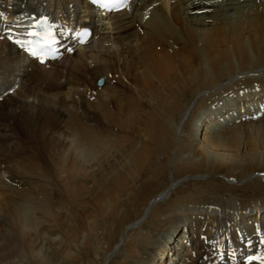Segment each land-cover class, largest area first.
Wrapping results in <instances>:
<instances>
[{
    "label": "bare ground",
    "instance_id": "bare-ground-1",
    "mask_svg": "<svg viewBox=\"0 0 264 264\" xmlns=\"http://www.w3.org/2000/svg\"><path fill=\"white\" fill-rule=\"evenodd\" d=\"M140 1L143 6H137L130 16L124 13L110 16L106 20L102 18V22L106 23L103 24L104 27L101 26L95 32L91 45L82 47L73 56L64 58L54 70L40 72L8 43L6 38L1 40L2 36H6L10 19L16 15L20 20L18 23L25 26L28 18L26 13L32 16L33 14H50V11H53L60 15L59 18L65 14L73 16L78 10L79 0H0V51H2L0 60L4 62H0L2 65L0 73L4 74L0 81V88H4L5 92L10 86L12 87L13 85L9 83L18 71H22L23 81L32 75L41 81V79L53 75H55L53 78L57 79L56 70L60 68L68 69L69 73L85 72L83 69L86 65L99 69L101 74L116 72L117 77L114 76V78L118 86L120 83H125V71L127 70L130 73L134 72L130 74L133 77H135L134 74H137L145 79L147 86H151L152 82L155 83L156 75L161 84V90L166 92L159 93L155 91L159 90L155 85L151 86L153 95L152 100L149 101L156 102L155 117L146 120L143 125L134 123L137 113L131 112V109H135L134 105L141 106L142 101L135 103L133 98L125 103L120 102L121 114L129 119L121 117L119 119L120 126L123 129L128 128L130 134L134 135L138 132L142 133L144 137L134 141L135 145L122 156V158H127L129 155H133L132 173L122 169H118L121 171L115 173L111 169L112 166L114 167L111 162L105 166L100 182L107 184V191L112 192L113 188L117 190L125 185L123 192H127L130 187L128 184L130 176L133 173L137 178L144 179V190L147 187L152 188L165 179V173L170 163L178 175L194 177L217 174L223 170L226 171L228 177L241 176L243 180L247 177L252 179L257 172H264V110L260 109L258 113L253 114L250 111L251 105L254 107L257 103L256 97L262 100L264 98V89L254 92L255 86L264 87V0ZM149 8L151 16L145 21L139 11ZM201 9H208L210 12L200 16L193 15L194 11ZM86 12L92 13L93 16L90 9H87ZM76 17L79 22V16L76 15ZM210 21L215 23L211 24ZM136 24L143 27V34L139 33ZM110 43H112L111 47H105ZM130 59L132 61H128ZM144 64H146L147 70L149 69L148 73L146 70H142ZM87 77L85 79H88ZM141 78L139 79L141 80ZM174 78L177 82H173ZM223 78H227L229 82L224 83L225 79L223 80ZM18 79L21 84V78ZM107 80V84L100 91H112L109 90L111 82L108 78ZM26 88L28 87L26 86ZM148 88L150 89V87ZM134 90L135 87L133 93ZM239 90L245 91H243V95H239ZM129 91L131 90L129 89ZM188 92L200 94V96L190 114V120L181 126V134L173 142L170 138L171 135L177 136L175 135L177 115L181 113L185 105L183 99L186 100L187 97L184 96ZM109 93L111 94V92ZM120 93L121 91L116 90L111 95L107 94L105 100H102L106 114L109 111L108 101L113 98L120 100ZM155 93L157 94L155 95ZM39 95L40 93L35 89L28 97L34 99ZM224 97H227L226 104L211 108V104H216ZM96 107L97 105H95V110L98 111V107ZM125 109L127 110L124 111ZM130 114L131 118H129ZM249 114H252L253 117ZM241 117H246V119L241 121ZM205 123L208 124V128L202 132L200 127ZM138 133L137 135H139ZM75 137L71 144L75 151L74 160L77 159V163H79L77 170L94 168L89 164V160L85 159L88 156L95 157V153L100 147L98 141L100 138L89 131L83 133L78 131ZM252 145L255 146V149ZM84 148L88 152L86 155L83 153V156L79 150ZM241 149L243 152L238 154ZM151 183L154 184L148 186ZM197 184L208 189L215 187V184L211 185L206 181L197 182ZM175 185L155 199H151L147 203V209L163 202L166 196L172 194ZM240 187L230 185L228 187L230 195L225 197L224 194H221L214 201L213 207L220 210L211 212L209 211L210 207L203 204L207 198L205 194L183 196L178 200L175 199L174 202L171 201L170 209L166 211H170V217L165 220L169 223L160 233V235L166 233V240H158L156 243L155 250L158 249L159 252L154 256V260L155 258L166 259L168 254L174 250L178 254L172 264H212L211 261L204 259L207 246L211 243L205 245L202 235L207 236H204L206 241L209 239L220 240L222 238L219 232L220 225L229 221L237 223V215H232V212L236 210L242 213L240 219L244 221L242 222L243 226L238 229L239 232L246 231L250 221L257 220L258 215H261L260 220L264 222V197L254 200L240 199L239 194L238 197H235V193L243 191L245 188L257 190L258 194L264 195L262 193L264 181L254 178L246 186L240 185ZM146 193L147 191H143L142 195L145 196ZM160 197V201H157ZM30 205L25 206L19 215L20 221L28 227L35 222V215L41 219L46 213L43 212L45 209L41 207L40 210L34 202ZM159 212L162 213L165 210ZM181 221H184L183 229L187 235L180 241L172 236L176 227L181 225ZM231 227L236 235V226L233 224ZM251 227L254 226L251 225ZM189 234L190 237H188ZM144 236L140 238L139 242L138 239L135 240L129 249L132 257L139 256L137 244H141L142 247L148 244V239ZM151 257L153 258V256ZM151 257L149 258V255L145 258L142 257L141 264H150ZM158 264L162 263L158 261Z\"/></svg>",
    "mask_w": 264,
    "mask_h": 264
},
{
    "label": "rangeland",
    "instance_id": "rangeland-1",
    "mask_svg": "<svg viewBox=\"0 0 264 264\" xmlns=\"http://www.w3.org/2000/svg\"><path fill=\"white\" fill-rule=\"evenodd\" d=\"M84 68L85 72H79L84 75L83 77L78 72L69 73L68 69L60 68L59 74L56 70L57 79L53 78L55 76L53 75L41 81L33 75L23 81L22 71H18L9 84L13 85V78L20 77V88L12 97V102L0 104V264H141L143 258L148 255L149 258L153 256L150 264H158V261L162 264H172L178 254L174 250L166 259L154 260V256L159 252L158 249L155 250L156 243L167 236L166 233L163 235L160 233L169 223L165 220L170 217V211H166L170 209L171 201L201 193L207 196L203 204L211 207L215 205L214 201L219 195L224 194L225 197L230 195L228 187L232 184L241 188L240 185L246 186L254 178L264 181L260 176L263 172H257L252 179L247 177L243 180L241 176L228 177L223 170L217 174L194 177L178 175L170 163L165 179L152 188L147 187L144 190V179L137 178L133 173L127 192H123L125 185L121 189L113 188L112 192L107 191V184L100 182L105 166L111 162L114 165L111 169L115 173L121 171L118 169L131 172L133 155L127 158L122 156L135 145L134 141L143 136L138 132L130 134L128 128L123 129L120 126L121 117L128 119L121 114L120 102L125 103L133 98L135 103L142 101L140 103L142 105H134L135 109H131V112L137 113V118H134L133 122L143 125L146 120L155 117L156 102L149 101L153 95L151 86L155 85L159 89L155 91L159 93L164 94L166 91L161 90L156 75L155 83L147 86L145 79L137 74L133 77L130 74L134 72L130 73L127 70L125 83L118 86L114 78L117 77L116 72H112L114 75L111 72L101 74L99 69H94L91 65ZM142 70L148 73L146 64L142 66ZM122 74L124 75V72ZM101 75L109 80L112 78L109 81L111 82L109 90L112 91L103 92L100 91L101 88L96 90L94 83ZM3 77L4 74L0 73V81ZM86 77L88 79H85ZM176 79L173 82H177ZM223 80L224 83L229 82L227 78ZM35 89L40 95L34 99L29 98V94ZM116 90L121 91L119 94L121 99L119 97L120 100L115 98L109 100V111L106 114L102 100ZM199 96L200 94L193 92H188L184 96L187 97L186 100L183 99L185 105L177 115L178 127L175 126L177 136L171 135V141L179 138L180 128L190 120V114ZM256 99L260 101V98ZM224 102L222 99L216 104H211V108L214 109L216 105L220 106ZM95 105L98 111L95 110ZM200 128L205 132L208 124H202ZM78 131L81 133L89 131L100 138L98 139L100 147L95 157L88 156L85 159L89 160V164L94 168L77 170L79 163L77 159L74 160L75 151L71 142L75 140ZM252 146L255 149V146ZM79 152L84 156L88 150L84 148ZM242 152L241 149L238 154ZM74 171L76 172L73 173ZM203 181L211 185L213 183L215 187L208 189L197 184ZM173 183L176 185L172 194L166 196L163 202L153 204L154 207L150 206L147 209V203L173 187ZM143 191H147L145 196L142 195ZM238 194L240 199L254 200L264 197L258 194L257 190L246 188L235 193V197H238ZM31 201L37 204L40 210L41 207L45 209L43 212L46 213L41 216L42 220L35 215V222L28 227L20 221L19 215L25 206L32 205ZM161 210L165 212H159ZM180 224L172 237L175 236L181 241L187 234L183 229L184 221ZM143 236L148 239V244L143 247L137 244L139 256L132 257L129 249L135 240L138 239L139 242ZM190 236L189 234L188 237Z\"/></svg>",
    "mask_w": 264,
    "mask_h": 264
},
{
    "label": "snow or ice",
    "instance_id": "snow-or-ice-1",
    "mask_svg": "<svg viewBox=\"0 0 264 264\" xmlns=\"http://www.w3.org/2000/svg\"><path fill=\"white\" fill-rule=\"evenodd\" d=\"M35 55V53H33ZM262 264H264V262H262Z\"/></svg>",
    "mask_w": 264,
    "mask_h": 264
}]
</instances>
